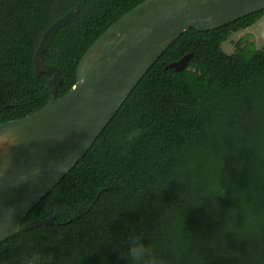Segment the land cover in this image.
Listing matches in <instances>:
<instances>
[{"label": "trees", "instance_id": "16d2710c", "mask_svg": "<svg viewBox=\"0 0 264 264\" xmlns=\"http://www.w3.org/2000/svg\"><path fill=\"white\" fill-rule=\"evenodd\" d=\"M142 1L0 0V124L49 100L33 56L51 23L78 6L43 53L60 71L59 98L90 45ZM263 15L175 39L21 225L54 223L1 242L0 264H127L133 230L163 264H264V46L221 49ZM186 54L187 68H165ZM135 127L143 135L123 143Z\"/></svg>", "mask_w": 264, "mask_h": 264}, {"label": "water", "instance_id": "95a60500", "mask_svg": "<svg viewBox=\"0 0 264 264\" xmlns=\"http://www.w3.org/2000/svg\"><path fill=\"white\" fill-rule=\"evenodd\" d=\"M78 6L43 32L33 56L35 76L47 74L49 100L37 111L0 124V243L17 232L54 223L21 225L26 214L85 155L116 111L166 48L184 31L214 30L264 10V0H143L112 23L86 50L76 83L57 98V66L43 53ZM190 54L168 64L179 72Z\"/></svg>", "mask_w": 264, "mask_h": 264}, {"label": "clouds", "instance_id": "9594fccd", "mask_svg": "<svg viewBox=\"0 0 264 264\" xmlns=\"http://www.w3.org/2000/svg\"><path fill=\"white\" fill-rule=\"evenodd\" d=\"M143 131L144 130L139 127L130 128L123 137L122 142L129 145L135 143L143 135ZM221 189V192L217 194L219 196L224 195V190L222 187ZM237 212L238 210L234 211L232 214L236 215ZM126 243L127 252L124 255L121 254V257L127 261V264H163V261L155 254L153 247L151 245H146L142 237L134 230L127 236Z\"/></svg>", "mask_w": 264, "mask_h": 264}, {"label": "rangeland", "instance_id": "374dc122", "mask_svg": "<svg viewBox=\"0 0 264 264\" xmlns=\"http://www.w3.org/2000/svg\"><path fill=\"white\" fill-rule=\"evenodd\" d=\"M264 15L252 26L232 33L226 41L221 44V49L226 54H232L236 51V46H243L246 41L252 42L256 49L264 46Z\"/></svg>", "mask_w": 264, "mask_h": 264}, {"label": "bare ground", "instance_id": "6f19581e", "mask_svg": "<svg viewBox=\"0 0 264 264\" xmlns=\"http://www.w3.org/2000/svg\"><path fill=\"white\" fill-rule=\"evenodd\" d=\"M9 143V140H7L6 138H1L0 139V145H4V144H7Z\"/></svg>", "mask_w": 264, "mask_h": 264}]
</instances>
